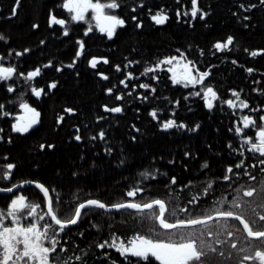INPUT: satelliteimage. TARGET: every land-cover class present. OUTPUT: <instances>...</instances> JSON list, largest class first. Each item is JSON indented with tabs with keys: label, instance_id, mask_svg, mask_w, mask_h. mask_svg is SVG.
Listing matches in <instances>:
<instances>
[{
	"label": "trees",
	"instance_id": "1",
	"mask_svg": "<svg viewBox=\"0 0 264 264\" xmlns=\"http://www.w3.org/2000/svg\"><path fill=\"white\" fill-rule=\"evenodd\" d=\"M64 1L19 0L17 4V0H0V35L3 36L0 55L10 63L19 62L23 68L41 61L52 60L53 64L72 61L73 36L61 37L48 23L52 15H59ZM116 2L120 7L112 12L127 25L111 42L117 50L110 55L112 60L128 57L133 69L151 68L163 56L183 53L185 59L211 69L209 83L219 99L212 109H207L198 96L191 98L190 89L171 86L165 73L157 72L162 79L153 82L157 92L138 91L141 97H137L134 91L128 113L103 118L99 113L103 101L97 91L99 83L82 67L83 74L81 69L68 70L66 85L62 90L58 88L61 97L41 105L39 127L18 136L12 133L17 101L13 93L0 85V104L4 105L0 109L1 175L7 164L15 166L12 181L2 185L7 187L24 179L43 184L52 194L53 208L61 219L72 216L75 208L89 199L108 205L130 201L143 204L161 199L169 210L167 219L174 222L169 216L172 210L183 215L184 209L190 211L191 203L202 194L205 185L238 162L241 140L235 128L240 123V108L237 103V107H229L224 101L232 99L233 92H240L251 104L264 106V51L255 57L251 55L255 50H264V0H198L196 18L191 16V0ZM161 8L169 19L164 25H157L150 15ZM201 15L203 19L199 18ZM138 23L140 27L136 26ZM228 36L234 38L228 48L214 47L216 43H225ZM98 38L95 35L85 38L90 53ZM249 68L253 71L248 72ZM65 107L72 108L75 114H66L62 124H57V115L64 113ZM153 109L157 110L156 118L150 115ZM176 109V116L170 114ZM99 117L102 119L96 121ZM170 118L185 127L163 129L162 123ZM101 131L105 133L103 139L99 138ZM76 135L81 140H75ZM205 163L207 168L202 167ZM173 177L176 183H172ZM134 188L143 191L128 197L127 192ZM38 191V199L42 201L43 194ZM5 197L0 196L3 204L7 203ZM153 212H158V207L110 212L90 206L77 224L62 232L55 226L58 240L55 255L60 264L64 261L67 264H159L154 258L145 262L130 254L122 256L108 245L98 246L105 241L110 243L113 238L126 243L136 235L149 236L158 230L153 219H145Z\"/></svg>",
	"mask_w": 264,
	"mask_h": 264
},
{
	"label": "flooded vegetation",
	"instance_id": "2",
	"mask_svg": "<svg viewBox=\"0 0 264 264\" xmlns=\"http://www.w3.org/2000/svg\"><path fill=\"white\" fill-rule=\"evenodd\" d=\"M93 2H97V0H93ZM98 2H106L103 0H98ZM64 4V3H63ZM62 4V5H63ZM164 9L161 8L159 10L154 11L150 15V20L155 23L151 16L154 15L157 11H161ZM105 14H114L116 13L108 11L107 9L104 10ZM89 14L93 16L92 10H89ZM164 13L168 16L167 12L164 11ZM74 13H69V11L63 7H61V10L59 12V15H55L57 19H63L66 21L64 25H58L51 23V17L49 19V27L50 29H53L55 33H59L61 37H66L63 32L64 29H68V35L67 36H73V40L75 43V49L74 54L72 55V61L70 62H64V63H57L53 64L52 60L48 61H41L35 64L33 67H21L17 63H10L9 61L5 60L2 55H0V65L5 67H14L16 69V72L13 74V76L7 80H0V85H4L6 90H8L9 87L13 89L11 93L14 94V97L16 100H20L23 102H26L29 104L30 107L36 108L37 111L41 113L40 117V123L42 120V110L40 109L41 105L48 100L62 96V94H58V88L61 90L64 88L63 86L66 85L67 80V74L69 71H77L80 70V74H83V68L85 67L91 72V76L99 83V86L97 88L98 93L101 95L103 101L100 105L99 113H102L103 118H111L117 115H125L129 112L131 106H132V96L135 91V95L138 97H141V94L138 91H145L149 92L152 89V87L155 88L153 85V81L150 82L149 80V72L146 73L145 69L146 66H139L137 69H133V64L130 61L128 57H124V60L117 59L112 60L110 55L116 54V46L111 44L112 41H114L117 37V34L120 32L121 29H124L126 27L125 25L122 27H117L116 33L113 36L112 39H109L107 37V33H101L99 29L96 27V22L94 19V28L91 32L88 33L89 35H95L99 40L96 41L94 51L93 53H90V49L87 47V43L85 42V38L87 36L84 35L86 32L85 30V24L86 22L81 21H72L71 15ZM53 16V15H52ZM119 17V16H118ZM121 18V17H119ZM90 20V17L88 18ZM123 19V18H121ZM167 22V21H166ZM156 24V23H155ZM87 25V24H86ZM164 25V24H163ZM71 27V28H70ZM81 27L80 31H77L76 28ZM78 41H83L85 44V48L82 51L81 55L79 57L76 56V52L80 51ZM258 52V55H261L263 53L262 50H255ZM67 53L65 54V56ZM177 56L179 57V53H174L171 55H166L160 58V60H163L167 57ZM93 58H96L98 63L96 68H93L89 61H91ZM107 59L109 62L104 63V59ZM159 60V61H160ZM75 61L74 66L69 68L67 67L68 64L73 63ZM182 62H187V59H185ZM9 63V65L7 64ZM176 63L175 61L173 62ZM194 64V71L193 74L198 76V73L195 71V69H199V71H207L210 73V75L205 79L203 84L208 85L210 84L209 78L211 77V69L209 67L203 68L199 67L197 64ZM45 65H50L48 67H45ZM119 66V70H117L116 66ZM169 67H172V65H161L160 67L152 66L151 68L154 69L152 73L160 72L161 74H164V77H166L167 81L171 82V86L173 87H182L184 89H190L191 91V98L195 99L197 96L194 95L195 92L200 91L201 95L198 96L200 99L202 98V90H199V87H201L203 84L191 85L189 84L187 87L184 86L183 83L181 84H173L171 81L172 73L168 72L167 69ZM36 68L41 69V73L39 76L34 77L31 80H28L27 73L30 71H34ZM61 69L60 71H57V69ZM129 73H131V76H129ZM102 74V75H101ZM167 75V76H166ZM107 76L108 79H104L103 77ZM62 77L63 80H60L59 78ZM62 86H61V83ZM121 81H124V83H121ZM162 82V79H159L157 76V82ZM56 83V88H50L49 86L52 83ZM145 84L148 85L147 88L140 87V85ZM60 86V87H59ZM35 88H42L44 89V92L41 94L40 97H36L34 93H32L31 89ZM212 87V86H211ZM111 88L112 92L109 93L108 89ZM151 88V90H150ZM260 91L257 90V94H259ZM120 96L121 99L117 100L116 97ZM204 101V100H203ZM239 100L236 101L238 104V108H240V111L238 112V116L240 117V123L237 127H240L243 129L241 133H238L240 135V157L237 158L238 163H240L241 160H243V164L236 168L234 166H228L232 167L234 171L237 172H231L228 173L227 171L223 173L222 175H217L215 178L211 179L208 184L205 185L203 188V192L200 196H198L195 201H193L189 207L191 212H195V214H207L210 212H218V211H233L237 214L243 215L245 219H247L250 222V225L253 227L254 230H264V221L259 220V216L264 215V164L260 163V160H264V156H262L259 152H255L251 150V143H248L249 139H251L253 142L259 141V137L257 136V133L259 132L261 127H264V120H261L260 117L264 116V106L260 105H253L250 102H248L246 99H244L243 95L240 93V101H245L248 104V108H241L239 107ZM192 103V102H191ZM190 103V104H191ZM179 102L176 103L178 105ZM206 104V103H205ZM105 106L107 108L112 107H121L123 111L116 113V112H110L105 110ZM68 108H64V113H58V120L57 124H62L63 120L59 121V118L61 116L65 117V115H73L75 114V111L69 113L65 111ZM208 109V108H207ZM152 111L157 110H151ZM176 111L171 112L170 114L176 116ZM24 113L23 110H18L13 115V121L12 125L16 123V116L19 114ZM244 116H250L253 121H255L254 125H251L248 128H244V122L243 117ZM102 117L97 118L96 121L101 120ZM173 120V119H172ZM175 120V119H174ZM39 125L36 127L38 128ZM236 127V128H237ZM36 128L32 129L30 132L35 130ZM29 132V133H30ZM12 133L18 136H25L29 133H19L14 132L12 130ZM7 161V160H6ZM7 164V163H6ZM8 165V164H7ZM227 167V168H228ZM226 168V170H227ZM3 171L2 173V180L0 181V188L6 189L7 187L3 186L2 184H5L6 182L12 181L13 172L15 170V166L12 169H8ZM10 173L9 177L7 179L4 178V173ZM228 175L230 177L229 180H224V176ZM252 177H255L253 179ZM30 181V180H28ZM211 185V187H209ZM249 188H256L257 191L254 193L252 197H247L243 195V192L248 190ZM40 190V188L34 187V186H27L26 189L22 188L15 192L10 193H0V196H7L5 199H7V203L3 204L0 200V212H6L8 206L11 203L12 199H15L17 196H24L26 198V203L29 204H39L40 207L37 208L36 213L28 217L26 214V211L24 212V217L21 219L22 226H27L28 222H38L40 225H43L45 223H50L54 227L56 226L54 222L52 221L50 216H45V219L43 221H39L38 217L41 215H44L47 212V203L43 205V200L38 199L37 191ZM39 192V191H38ZM50 193V191H49ZM51 199H52V194ZM233 202L239 203L240 207H234ZM218 206H221V209L214 210L215 208H218ZM215 207V208H214ZM214 208V209H213ZM254 210V211H253ZM206 212V213H205ZM196 215L195 218H198ZM204 216V215H203ZM202 215L199 217H203ZM4 224L6 226H13L11 224V218H7L4 221ZM208 226L204 233H201L202 226ZM195 228H200L198 230V233L195 234V238L197 239V243L199 246L200 241H204L205 248L204 251L208 253L206 257L207 264H238L239 261L243 260L244 256H254L256 250H264V240H255L253 238H250L247 236L246 231L243 228V225L240 224L239 221L234 220L232 218H218L214 219L212 221H208L205 224L194 226ZM231 232L232 235H228V233ZM211 233V234H209ZM53 235V231L49 232V236L51 237ZM50 243V240L45 241V245H48ZM236 244V248H232L231 245ZM208 246H211L212 248L216 249L215 253L209 252ZM223 253V255H221ZM17 264H23L22 261L17 262ZM243 264H260V261L258 259L256 260H245L243 261Z\"/></svg>",
	"mask_w": 264,
	"mask_h": 264
},
{
	"label": "snow or ice",
	"instance_id": "3",
	"mask_svg": "<svg viewBox=\"0 0 264 264\" xmlns=\"http://www.w3.org/2000/svg\"><path fill=\"white\" fill-rule=\"evenodd\" d=\"M19 0H17V4ZM198 0H191V16L193 18L197 17L198 14ZM63 8L67 9L69 13H74L71 15L72 21H84L85 20V13L89 10H92L93 19L96 22V27L99 29L101 33H107V37L112 39L116 33L117 27H122L125 25V20L119 18L117 15L114 14H105V9H116L119 8L120 5L116 2V0H111L110 3L102 4L100 2H93V0H65L64 4L62 5ZM254 7V6H253ZM179 16L180 14L177 13ZM187 15V13H185ZM206 15V13H205ZM203 19L204 16L201 15L199 17ZM133 20L136 17L132 18ZM151 19L157 25H163L169 19V17L164 13L163 10L157 11L154 15L151 16ZM247 19V17L245 18ZM51 23L64 25L66 23L63 19H57L55 15L51 16ZM140 27L141 25L138 23L136 25ZM33 27H37L33 25ZM92 26L89 24L87 31L84 33L85 36L91 32ZM63 34L65 36L68 35V29L65 28ZM0 39H3V36L0 35ZM233 37L228 36L226 38L225 43H216L214 47L218 50L226 49L229 45L233 43ZM43 43V41H41ZM80 51L76 52V56L79 57L82 51L85 48V44L83 41H78ZM25 52L29 51L28 49L24 50ZM180 50L177 49V52ZM264 51V50H262ZM259 53L256 51L251 52L253 57L257 56ZM17 55H22V53H17ZM185 60L184 54L181 53L179 57L172 56L167 57L163 60H160L156 67H160L161 65H172L167 69L168 72L172 73L171 81L173 84H181L183 83L185 87L189 84L196 85V84H203L205 79L210 75L207 71H199V69H195L198 73V76L193 74L194 71V64L193 61L187 60V62H182ZM176 62L175 64L173 62ZM104 63H108L109 61L105 58ZM75 61L67 65V67L71 68L74 66ZM93 68L97 66V59L93 58L89 61ZM50 65H45L48 67ZM117 70H119V66L117 65ZM61 69H57L60 71ZM153 68H146L145 72H153ZM248 72H252L253 69H247ZM16 72L14 67H5L0 65V80H7L13 76ZM41 73L40 68H36L34 71H30L27 73V79L31 80L34 77L39 76ZM102 75V74H101ZM131 76V73H129ZM104 79H108L107 76L103 77ZM124 83V81H121ZM50 88H56L57 84L54 82L50 86ZM140 87L147 88L148 85L142 84ZM8 91L11 92L13 89L11 87L8 88ZM32 93L36 97H40L41 94L44 92L42 88H35L31 89ZM155 91V89H153ZM203 91V98L206 103V107L208 109H212L214 104L213 101L218 99L217 92L214 91L213 87L206 86ZM108 92L111 93L112 89L109 88ZM196 96H200L201 92L197 91L194 93ZM233 96L239 99V93L233 92ZM122 97L117 96L116 99L119 100ZM187 99V97H185ZM227 103L229 107H237V104L234 100L229 99L224 101ZM4 105L0 104V109H3ZM19 107L24 110V114L16 117V123L12 125V130L14 132L19 133H27L34 125L40 123L41 113L36 110V108L30 107L28 103L22 102L20 103ZM239 107L241 108H248V104L245 101H240ZM106 111L116 112L119 113L123 111L121 107H112L107 108L105 106ZM65 111L71 113L73 112L72 108H68ZM4 115H8V113H4ZM150 115L153 118L157 117L156 111H152ZM64 119L63 116L59 118V121ZM261 120H264V116L260 117ZM244 128H248L251 125L255 124V121L252 120L250 116L243 117ZM174 126L177 127H185V125L180 124L177 125L175 120L169 119L166 122H163L161 127L165 130L171 129ZM135 127V126H133ZM196 128H199V125H196ZM139 131V129H136ZM194 131L195 129H190ZM2 131V130H0ZM243 131L242 128L237 127L235 128L236 133H241ZM105 133L101 131L99 133V138L103 139ZM259 137V141L253 142L249 139L248 143H251V150L255 152H259L262 156H264V127H261L259 132L257 133ZM75 140H81L80 135H76ZM96 139V137H93ZM135 139V137H133ZM41 148L45 147L44 145L40 146ZM47 147L52 148L53 145H48ZM110 151V150H109ZM187 155V153H186ZM123 163V161H121ZM243 160L240 163L236 164L235 167L239 168L243 164ZM261 164H264V160H260ZM14 165L8 164L7 168L12 169ZM202 167L207 168L208 165L205 163ZM228 173L233 172L232 167H228L226 170ZM10 173H4V178L7 179ZM224 180H229L230 177L225 175ZM255 179V177H252ZM172 183H176L175 177L172 178ZM38 188L43 191L44 196L49 195V190L43 184H37ZM15 187V186H14ZM211 187V185H209ZM3 191L12 192V188L2 189ZM143 191L141 188H134L127 192L128 197H133L137 194V192ZM257 191L256 188H249L248 190L243 192L244 196L252 197L254 193ZM26 198L24 196H17L15 199L11 200L10 205L7 208L6 212H0V264H17V262L22 261L23 264H60L59 258L55 255L57 251V244L58 240L55 237V233L53 230V225L50 223H45L40 225L38 222H28L27 226H22L21 219L24 217V212L28 217L33 216L36 213L37 208L40 207L39 204H29L26 203ZM158 206V212H153L151 217H146L145 219H154L158 222L159 227L166 230L177 229V228H184L187 226L192 225H202L205 224L207 221L213 219L212 215H204L202 218H192V219H176L175 222H169L166 217L165 213L167 211L166 204L163 200H152L151 202L147 203H135V202H127V203H116L112 205H106L105 203L101 202L97 199H89L86 203H80L78 207L75 208L74 215L72 218L67 220H62L58 218L56 212L53 210L52 201L51 199L48 200L47 212L44 215L38 217L39 221H43L45 216H50L52 221L56 226L59 227L60 231H64V229L69 225L77 224L78 220L82 215V210L86 207L94 206L99 209H105L108 207L115 208V209H136V210H145V209H153V207ZM234 207H240L239 203L233 202ZM187 209H184L186 211ZM254 211V210H253ZM216 216L220 218H232L240 222L243 225L244 230L247 233V236L253 238L255 240H264V230H254L253 227L250 225V222L245 219L243 215L237 214L233 211H218L216 212ZM11 218V224L13 226H6L4 224L5 219ZM260 221H264V215L259 216ZM53 231V235L50 237L49 232ZM211 234V233H209ZM158 235V234H157ZM228 235H232L231 232ZM50 240L48 245H45V241ZM105 245L109 247L116 248L120 254L126 255L130 254L133 257L140 258V260L149 262L151 258H154L155 261H158L159 264H207L206 257L208 255L207 252L204 251L205 244L204 241H200L199 246L197 243V239L194 235L189 234L187 236L183 234L173 233L169 236L168 239H160L156 238L153 239L150 236L145 235H137L131 241L128 242V245H125L124 241L117 242L115 238L111 240L109 243L105 241L104 243L99 244L100 248H104ZM232 248H236V244L231 245ZM209 252L215 253L216 249L208 246ZM223 255V253H221ZM76 259H80V257H76ZM256 260L260 261V264H264V250H256L254 256H244L242 261H239L238 264H243L245 260ZM63 264H67V261H64Z\"/></svg>",
	"mask_w": 264,
	"mask_h": 264
},
{
	"label": "rangeland",
	"instance_id": "4",
	"mask_svg": "<svg viewBox=\"0 0 264 264\" xmlns=\"http://www.w3.org/2000/svg\"><path fill=\"white\" fill-rule=\"evenodd\" d=\"M65 2V1H64ZM101 3V2H100ZM107 3H110V2H102V4H107ZM107 9V8H106ZM108 11H111L112 12V10L113 9H107ZM90 12L88 11L87 13H85V20L84 21H81V22H86V24H85V30L87 31V28H88V26H89V24H91V26H92V28H94V23H93V18L91 19V17H93V16H91L90 14H89ZM90 17V20L88 19ZM71 28V27H70ZM8 65H9V63H7ZM148 68V67H147ZM150 68V67H149ZM149 74V80H150V82H154V83H158L157 82V75H156V73L154 72V73H152V72H149L148 73ZM11 78V77H10ZM152 82V83H153ZM199 84H196V86H198ZM206 86H212L213 87V89H214V91H216L215 90V88H214V86L213 85H205V84H203L201 87H199V90H202V89H204ZM152 89H155V91H153V90H151V88H150V90L152 91V92H157L156 91V88H154V87H152ZM233 92V91H232ZM237 93H239V99H237L235 96H232V99H234V100H239L238 101V103L240 102V92H237ZM134 95V94H133ZM133 97V96H132ZM138 97V96H137ZM217 97H218V99H219V95H218V93H217ZM202 98H203V91H202ZM145 99H146V97H145ZM217 99V100H218ZM203 100H204V98H203ZM216 100V101H217ZM17 102V108H18V110H23V109H21L20 107H19V105H20V103H22L23 101H20V100H16ZM216 101H213V104L215 105V103H216ZM235 101V102H236ZM204 102H205V100H204ZM24 111V110H23ZM171 112V111H170ZM171 119V118H170ZM174 120V119H173ZM7 170V169H6ZM0 176H2L1 175V173H0ZM1 179H2V177H0V181H1ZM6 181V180H5ZM4 181V182H5ZM28 180H23V181H20V182H15V183H10V184H7L8 186H7V188H13V186H16L17 184H19V183H23V182H27ZM6 183H8V182H6ZM24 189H26V187H24ZM42 191V190H41ZM42 194H43V191H42ZM44 195V194H43ZM44 200H45V204L47 203V205H48V200H47V197L46 196H44ZM52 200V199H51ZM159 200H161V199H159ZM164 201V200H163ZM132 202H135V201H132ZM151 202V201H150ZM165 202V201H164ZM139 203V202H138ZM165 204H166V202H165ZM79 206V205H78ZM77 206V207H78ZM166 206H167V204H166ZM52 207H53V201H52ZM215 208V207H214ZM213 208V209H214ZM177 209H179V208H177ZM218 209H221V206H218V208H215L214 210H218ZM53 210H54V208H53ZM180 211H183V209H179ZM55 211V210H54ZM141 211H143V210H141ZM144 211H146V210H144ZM56 212V211H55ZM168 212H169V210H168V207H167V211H166V214H165V217L167 216V214H168ZM191 211H187V212H185L184 211V215L182 214V213H178L177 211H176V209H174V210H172V213L169 215L170 216V218H172V219H179V217H183V219H185V220H187V219H192V218H195L196 216H194V215H191V213H190ZM206 213V212H205ZM213 214H216V213H214V212H208L206 215H213ZM73 215H74V213H73ZM72 215V216H73ZM203 216V215H205V214H199V215H197V217L198 218H202V217H199V216ZM58 216V215H57ZM72 216H69V217H67V218H65V219H62V220H67V219H70V218H72ZM151 216H152V214H151ZM58 218H60V217H58ZM61 219V218H60ZM166 219H167V217H166ZM154 220V219H153ZM169 222H171V220L170 219H167ZM155 221V220H154ZM175 222V221H174ZM155 223L158 225V230H156V231H154V232H150L149 233V236L151 237V238H153V239H156V238H160V239H168L169 238V236L171 235V234H173V233H177V234H183V235H185V236H187V235H189V234H192V235H194V237H195V234L196 233H198V230H200V228H195L194 226H187V227H184V228H177V229H171V230H166V229H162V228H160L159 227V224H158V222H156L155 221ZM56 227H58V226H56ZM208 226H205V225H203L202 226V228H201V231H203V232H201V233H204V231L206 230V228H207ZM59 228V227H58ZM54 229H55V227H54ZM158 234V235H157ZM137 236V235H136ZM134 238V237H133ZM132 238V239H133ZM132 239H130L129 241H131ZM128 241V242H129ZM128 242H126L125 243V245H128Z\"/></svg>",
	"mask_w": 264,
	"mask_h": 264
},
{
	"label": "water",
	"instance_id": "5",
	"mask_svg": "<svg viewBox=\"0 0 264 264\" xmlns=\"http://www.w3.org/2000/svg\"><path fill=\"white\" fill-rule=\"evenodd\" d=\"M24 113H22V114H19V115H17V116H20V115H23ZM16 116V117H17ZM39 125V123L37 124V125H34L27 133H29L32 129H34V128H36L37 126ZM24 134H26V133H24ZM37 184H41V183H39V182H35V181H27V182H23V183H19V184H17L15 187L13 186V191L12 192H15V191H18V190H20V189H22V188H24V187H27V186H34V187H37L36 185ZM38 188V187H37ZM0 193H10V192H8V191H3L2 190V188H0ZM49 199H51V195H50V193H49V195L47 196V200H49ZM98 200V199H97ZM52 201V200H51ZM101 201V200H100ZM101 202H103V201H101ZM130 202H132V201H130ZM83 203H86V201H84ZM104 203V202H103ZM125 203H127V202H125ZM135 203H138V202H135ZM106 204V203H105ZM141 204V203H140ZM106 205H108V204H106ZM110 206V205H109ZM90 207V206H89ZM156 207H158V206H155L154 205V207H153V209L154 208H156ZM167 207V206H166ZM86 208H88V207H86ZM85 208V209H86ZM84 209V210H85ZM124 209H129V208H124ZM124 209H115V208H111V207H108V208H105V210H107V211H110V212H117V211H120V210H124ZM84 210H82V214H83V212H84ZM130 210H136V209H130ZM145 210H151V209H145ZM166 214V213H165ZM82 216V215H81ZM213 216V219L212 220H214V219H218V218H220V217H217L216 216V214H213L212 215ZM212 220H210V221H212ZM208 222V221H207ZM71 226H73V225H69V226H67L66 228H69V227H71ZM192 226H197V225H192Z\"/></svg>",
	"mask_w": 264,
	"mask_h": 264
},
{
	"label": "bare ground",
	"instance_id": "6",
	"mask_svg": "<svg viewBox=\"0 0 264 264\" xmlns=\"http://www.w3.org/2000/svg\"><path fill=\"white\" fill-rule=\"evenodd\" d=\"M25 180V179H24Z\"/></svg>",
	"mask_w": 264,
	"mask_h": 264
}]
</instances>
